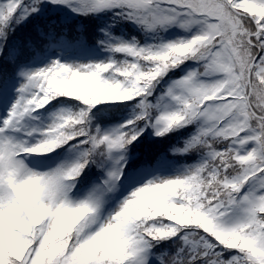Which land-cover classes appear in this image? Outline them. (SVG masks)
Returning <instances> with one entry per match:
<instances>
[{"label": "snow or ice", "instance_id": "obj_1", "mask_svg": "<svg viewBox=\"0 0 264 264\" xmlns=\"http://www.w3.org/2000/svg\"><path fill=\"white\" fill-rule=\"evenodd\" d=\"M0 264H264V0H0Z\"/></svg>", "mask_w": 264, "mask_h": 264}]
</instances>
